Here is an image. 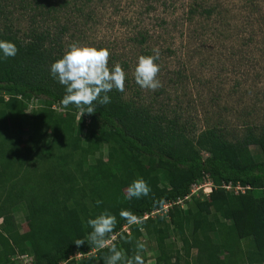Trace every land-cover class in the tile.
I'll return each instance as SVG.
<instances>
[{
	"label": "trees",
	"instance_id": "trees-1",
	"mask_svg": "<svg viewBox=\"0 0 264 264\" xmlns=\"http://www.w3.org/2000/svg\"><path fill=\"white\" fill-rule=\"evenodd\" d=\"M11 1L0 0V41L17 48L14 57L0 51V264L26 258L31 264H105L113 244L131 259L138 241L146 251L155 245V264H264V128L234 142L213 128L194 144L177 117L142 103L135 81L125 82L123 92L113 88L106 93L110 103L96 101L95 112L80 118L75 105L60 104L66 89L50 72L65 53V29L38 27L36 14L29 29L13 28ZM48 2L20 1L19 8L26 16ZM146 43L141 37L139 44ZM33 102L39 105L27 114ZM251 146L260 148L263 161L254 159ZM140 178L149 195L126 199L125 189ZM206 183L211 193H192ZM21 205L28 232L14 219ZM122 210L140 222L129 225ZM104 212L116 224L110 244L97 249L87 242V221ZM78 239L85 240L80 247Z\"/></svg>",
	"mask_w": 264,
	"mask_h": 264
},
{
	"label": "rangeland",
	"instance_id": "rangeland-1",
	"mask_svg": "<svg viewBox=\"0 0 264 264\" xmlns=\"http://www.w3.org/2000/svg\"><path fill=\"white\" fill-rule=\"evenodd\" d=\"M20 1L32 6L35 0L9 2L13 28L29 29L37 15L38 27L65 29V51L73 43L106 48L109 68L119 63L130 84L142 49L149 47L152 55L158 49L155 63L162 87L139 88L140 98L154 111L177 117L194 144L213 128L229 142L249 129L264 128V0H49L45 8L26 16ZM141 37L147 40L144 47ZM131 97L133 91L126 93L125 99ZM38 105L33 102L27 114ZM198 149L207 156L206 149ZM250 151L257 162L263 161L259 147L251 146ZM25 215L23 205L14 211L22 232L31 230ZM150 249L143 258L155 264L153 243ZM19 261L31 264L27 258Z\"/></svg>",
	"mask_w": 264,
	"mask_h": 264
},
{
	"label": "clouds",
	"instance_id": "clouds-1",
	"mask_svg": "<svg viewBox=\"0 0 264 264\" xmlns=\"http://www.w3.org/2000/svg\"><path fill=\"white\" fill-rule=\"evenodd\" d=\"M0 51L4 57H14L17 53L16 46L7 41H0ZM155 55L138 57L137 65L134 69V79L142 89L155 91L162 87L157 79L160 67L155 63L159 59V50H153ZM110 52L106 48L97 49L95 47L79 46L73 43L65 51L63 57L55 61L50 72L54 78H58L61 85L65 86L66 94L60 104L67 108L75 105L78 109L79 117L85 114L92 115L95 112L93 103L98 101L100 105L110 103V97L106 94L115 88L123 92L125 90V72L119 63L110 69ZM101 93H105L101 96ZM151 189L143 179L134 180L125 189L126 199L133 197L140 198L148 196ZM100 201H97L99 204ZM162 204V202H160ZM120 217L125 219L129 225L139 223V218L130 211L122 210ZM87 224L92 228V232L87 237V242L97 249H103L109 244L107 237L113 232L116 217L104 212L95 219H89ZM112 239H115L113 236ZM85 240H76L75 245L80 247ZM137 254L134 258L125 259L123 253L117 250L113 244L110 255L105 257V264H118L122 260L125 264H144L140 252L146 251V243L137 242Z\"/></svg>",
	"mask_w": 264,
	"mask_h": 264
},
{
	"label": "built area",
	"instance_id": "built-area-1",
	"mask_svg": "<svg viewBox=\"0 0 264 264\" xmlns=\"http://www.w3.org/2000/svg\"><path fill=\"white\" fill-rule=\"evenodd\" d=\"M211 188H212V185H211L210 183H206V184H204V185L196 186V187L192 190V193L197 194V191H199L200 189H202V190H203V193H204L205 195H208L209 193H211ZM226 189H229V187H226ZM237 190H240V188H237L236 191H237ZM187 199H188V197H185V199H183V201H185V200H187ZM177 204H178V205H182V201L179 200V201L177 202ZM167 208H168V205H165L163 209H164V210H167ZM145 218H147V217H144V219H145ZM109 244H110V241H109ZM80 257H81L80 254H76V255H75V258H80Z\"/></svg>",
	"mask_w": 264,
	"mask_h": 264
},
{
	"label": "bare ground",
	"instance_id": "bare-ground-1",
	"mask_svg": "<svg viewBox=\"0 0 264 264\" xmlns=\"http://www.w3.org/2000/svg\"><path fill=\"white\" fill-rule=\"evenodd\" d=\"M85 256V255H84Z\"/></svg>",
	"mask_w": 264,
	"mask_h": 264
}]
</instances>
